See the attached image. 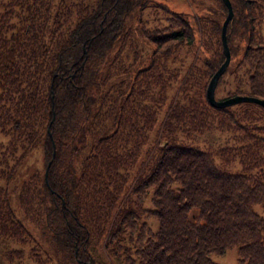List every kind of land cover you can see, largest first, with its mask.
I'll use <instances>...</instances> for the list:
<instances>
[{
  "label": "trees",
  "instance_id": "1",
  "mask_svg": "<svg viewBox=\"0 0 264 264\" xmlns=\"http://www.w3.org/2000/svg\"><path fill=\"white\" fill-rule=\"evenodd\" d=\"M219 1L214 19L151 0H0L1 235L33 241L7 184L40 146L47 178L31 174L19 195L26 218L50 231L46 262L97 264L92 249L103 241L122 264H223L211 255L234 246L237 264H264V106H214L206 94L225 59L228 8ZM231 1V58L216 88L227 75L224 97L264 98V0ZM133 13L153 44L143 67L135 49L146 41L126 30ZM169 80L177 95L157 124V111L137 110L136 95L150 98ZM155 127L149 162L131 185L127 169L148 140L137 132ZM215 132H229L228 141L215 143Z\"/></svg>",
  "mask_w": 264,
  "mask_h": 264
},
{
  "label": "rangeland",
  "instance_id": "2",
  "mask_svg": "<svg viewBox=\"0 0 264 264\" xmlns=\"http://www.w3.org/2000/svg\"><path fill=\"white\" fill-rule=\"evenodd\" d=\"M151 3L155 5V7H158V4L164 3L166 4L171 10L180 12L186 16H192L193 14L197 13L199 15H205L214 19H218L221 17V7L222 4L219 0H151ZM148 9L143 10V17L147 15ZM163 12H165L163 10ZM162 12V13H163ZM137 22V13H133L129 16V18L126 21V30H128V34H130V39H139L144 41L145 36L143 34V30L140 28V25L138 26L136 24ZM264 26V25H263ZM146 41V40H145ZM146 46L143 47L142 51H138L135 49V51L140 53V65L141 67L147 65L150 60V53L152 52V46L153 44L146 41ZM111 53H113L111 51ZM237 56L233 57V60H235ZM187 62V61H185ZM185 66H182L181 72L179 75V79L184 77L185 73ZM168 68H165V75L168 74L167 72ZM127 79V82H123L121 80H118L116 83L122 82V85L126 90H130L131 84H132V76H125L123 79ZM225 80V81H224ZM223 80V83H221L216 88V97H224L227 95L228 90L231 88L229 83L231 82L230 76H225ZM112 81L110 79L106 80L102 84L103 91H106L109 88H112L113 85L111 84ZM177 81L169 80L167 90L161 89L160 85L155 86V91L152 93V96L150 98H144L140 95H136V97L139 99V103L136 105L137 110L141 105H147L149 110L154 109L158 113V122L159 124L161 121H163L165 112L167 113L170 100L173 96L177 95ZM167 94V97L165 96ZM96 98H101V96H96ZM135 117V116H133ZM142 122H138V126H141ZM157 127V126H156ZM156 127L151 129L149 133L144 130V128H140L137 134L146 135L147 142H144L140 145L139 150L136 151L135 156V162L133 163V166L129 169H127V174L129 177V182L131 185H133V182L136 181L137 175L141 172L142 167L149 162V157L151 155V151L154 148L153 142H151V139L154 138ZM229 132H215L212 135H214L213 138H215V143L219 144H225L228 141ZM0 139L7 140V137L0 133ZM145 140V141H146ZM150 147V148H149ZM137 148V147H136ZM149 149L151 151L149 152ZM46 165V158L44 156V152L40 146L35 147L34 149L30 150L29 153L25 156L23 159V162L20 164V169L17 172L16 176L13 178L12 182L7 184L8 185V191H9V201L11 202V206L14 209L15 215L18 218H22L24 222L27 224L29 231L32 233L33 241L27 242V243H21L16 239H11L10 237L4 236L0 234V264H55L56 258L53 259L51 262H46L43 260L46 255L44 254L45 251H50L51 246L48 241V237H50V231L45 227H37L33 226L35 224H32L28 218H26L24 214L23 207L21 205L20 200V188L24 180H26L31 174L37 175V181L39 180V177L41 178L44 173ZM133 175H135V178H133ZM133 178V182H132ZM135 183V182H134ZM151 197V195H149ZM152 222L154 220L155 223H153V227L157 225L156 219L151 218ZM156 228V227H155ZM38 246H34V245ZM15 249H20V252H12ZM93 254L96 258L97 264H122L118 260L115 262L113 259L108 255V252L106 251L104 247V242L102 241L100 245H97L92 249ZM36 252L41 253V257L39 254H36ZM23 253V254H22ZM212 258L220 263L223 264H237L238 263V250L237 247H231L227 249L224 253H214L211 255Z\"/></svg>",
  "mask_w": 264,
  "mask_h": 264
},
{
  "label": "water",
  "instance_id": "3",
  "mask_svg": "<svg viewBox=\"0 0 264 264\" xmlns=\"http://www.w3.org/2000/svg\"><path fill=\"white\" fill-rule=\"evenodd\" d=\"M223 1L228 8L227 15L225 16L223 20L222 28H221L223 52L225 54V59L220 64V66L216 69V71L213 73V75L211 76L208 82V86L206 90L207 98L209 102L213 104L214 106H227V105H231V104L241 102V101H254L264 106V98L259 97V96L237 93V94L230 95L224 98H217L215 95V89H216L218 79L220 75L226 70L230 62V58H231V51H230V47L227 41L226 28H227V24L229 20L234 16V9H233L231 0H223ZM50 162L51 160H49V162L47 163L46 169H45L46 178H47Z\"/></svg>",
  "mask_w": 264,
  "mask_h": 264
}]
</instances>
